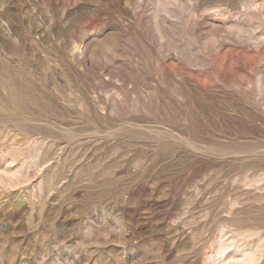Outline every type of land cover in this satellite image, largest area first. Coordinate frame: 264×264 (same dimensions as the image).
<instances>
[{
	"label": "rangeland",
	"instance_id": "1",
	"mask_svg": "<svg viewBox=\"0 0 264 264\" xmlns=\"http://www.w3.org/2000/svg\"><path fill=\"white\" fill-rule=\"evenodd\" d=\"M230 249L264 264V0H0V264Z\"/></svg>",
	"mask_w": 264,
	"mask_h": 264
},
{
	"label": "bare ground",
	"instance_id": "2",
	"mask_svg": "<svg viewBox=\"0 0 264 264\" xmlns=\"http://www.w3.org/2000/svg\"><path fill=\"white\" fill-rule=\"evenodd\" d=\"M16 93L18 95H16ZM16 93L15 95L18 97L20 93L18 91H16ZM232 250L233 249H230L222 254V264H247V261L249 262V260H251L249 257L243 256L242 254L237 257V254L233 253Z\"/></svg>",
	"mask_w": 264,
	"mask_h": 264
}]
</instances>
